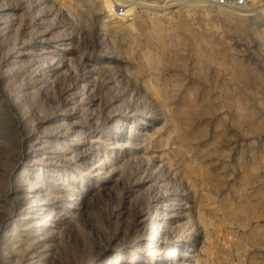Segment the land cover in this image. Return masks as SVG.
Segmentation results:
<instances>
[{"label": "rangeland", "instance_id": "1", "mask_svg": "<svg viewBox=\"0 0 264 264\" xmlns=\"http://www.w3.org/2000/svg\"><path fill=\"white\" fill-rule=\"evenodd\" d=\"M211 1L0 0V264H264V12Z\"/></svg>", "mask_w": 264, "mask_h": 264}, {"label": "bare ground", "instance_id": "2", "mask_svg": "<svg viewBox=\"0 0 264 264\" xmlns=\"http://www.w3.org/2000/svg\"><path fill=\"white\" fill-rule=\"evenodd\" d=\"M124 5H126V4H124ZM123 5V7H124V9H125V11H127L128 12V10L129 11H131V10H133V6H124ZM210 5H213L214 7H216L218 10H219V13L221 14V16H222V18H224V19H234V21H236L237 23H239V24H242V22H243V18L242 17H254V18H258V17H260L262 14H263V12H264V6H258V7H255V8H243V7H234V8H228V9H224V11H222V8L221 7H224V6H221V5H219V4H216L215 3V1L213 2V1H211V3H210ZM110 6H112L111 5V2L110 3H108V7H109V9H108V14L110 13V16L111 15H115V14H113V12H111V7ZM114 6V5H113ZM246 6V5H245ZM244 6V7H245ZM127 15V14H126ZM234 15H236L237 17H235ZM122 17V16H121ZM124 17V16H123ZM27 157V156H26ZM33 157H35V158H38V159H35V160H31V161H26V163L28 164V163H30V162H32V161H39V162H41V163H43V164H45V165H51L52 166V168H54L55 167V165H58L59 164V162H58V160L54 157V158H48V159H44L43 160V158H40V157H37V156H33ZM110 161V160H109ZM114 161V160H113ZM112 166V168H113V165H111ZM115 169V168H114ZM23 171H25V169L23 170ZM26 178L28 179V181H29V183H30V181H32L33 179H30L29 178V175L28 174H26ZM31 193H32V191L30 190L29 192H28V195H27V197H31V198H33V200H31L30 201V203H31V207H33L32 209H31V213L34 215H37V214H44V210L46 211L47 210V208L48 207H51V205H53V204H55V202L54 201H43V200H41V199H38V196L37 195H31ZM39 194V193H38ZM40 195V194H39ZM41 197H43V196H41ZM30 198V199H31ZM46 200V199H45ZM19 202V201H18ZM25 203V202H24ZM19 204V203H18ZM25 206V205H24ZM46 208V209H45ZM30 210V209H29ZM48 211V210H47ZM30 212V211H29ZM138 213H140V211H138ZM41 218V217H40ZM42 218H43V216H42ZM25 237V236H24ZM27 241V240H26ZM36 245V244H35ZM36 249V248H35ZM34 252V251H33ZM33 252H32V250L31 251H28L27 250V256H28V254H29V257L31 258L32 256H33ZM32 264V263H31Z\"/></svg>", "mask_w": 264, "mask_h": 264}, {"label": "built area", "instance_id": "3", "mask_svg": "<svg viewBox=\"0 0 264 264\" xmlns=\"http://www.w3.org/2000/svg\"><path fill=\"white\" fill-rule=\"evenodd\" d=\"M252 1L253 0H215V3L227 8H234V7H244L249 2ZM111 12H113V14H115V16L117 17H121L125 15L124 7L118 5L112 6Z\"/></svg>", "mask_w": 264, "mask_h": 264}]
</instances>
